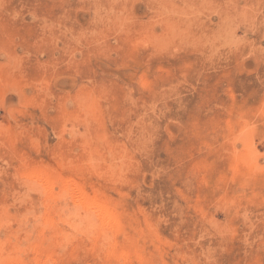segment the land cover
<instances>
[{"label":"rangeland","instance_id":"374dc122","mask_svg":"<svg viewBox=\"0 0 264 264\" xmlns=\"http://www.w3.org/2000/svg\"><path fill=\"white\" fill-rule=\"evenodd\" d=\"M0 264H264V0H0Z\"/></svg>","mask_w":264,"mask_h":264},{"label":"bare ground","instance_id":"6f19581e","mask_svg":"<svg viewBox=\"0 0 264 264\" xmlns=\"http://www.w3.org/2000/svg\"><path fill=\"white\" fill-rule=\"evenodd\" d=\"M77 196H78V195H77ZM75 197H76V196H75ZM78 197H79V196H78ZM91 198H93V197H91ZM79 199H80V198H79ZM74 200H75V199H74ZM91 200H93V199H90L89 201H91ZM83 201H84V200H82L80 204H82ZM89 201H87V202H89ZM77 202H78V201H77ZM94 202H95V201H94ZM94 202L92 201L93 204H94ZM78 203H79V202H78ZM89 203H91V202H89ZM92 203H91V204H92ZM99 203H100V202H99ZM84 204H85V202L83 203V205H84ZM86 205L88 206L89 204L86 203ZM94 205L97 206L96 202H95ZM81 206H82V205H81ZM77 207H78V206H77ZM84 207H85V206H84ZM88 207H89V206H88ZM98 207H99V208H98L99 211L97 212V210H96V209H95V210H96V212L98 213L99 216H98L96 213H94V214L97 215L98 220H99V219H102V222H103V223H106V225L108 226V220H109V218L112 217V216H111V215L109 216L110 213L108 212V210H107L106 207L101 206V205H99ZM81 208H82V207H81ZM93 208H94V207H93ZM89 209H90V207H89ZM76 210H77V208H76ZM90 210H91V209H90ZM80 211H81V210H80ZM84 214H85V213H83L82 216H85ZM91 215H92V214H91ZM91 215H90V216H91ZM90 216H89V217H90ZM91 217H92V216H91ZM92 218H93V217H92ZM84 219H85V217H84ZM84 219H83V221H84ZM93 219H94V218H93ZM95 219H96V218H95ZM88 221H90L92 224L94 223V222L91 221L90 218L88 219ZM88 221H87V223L90 224V222H88ZM104 221H107V222H104ZM109 221H111V218H110ZM113 221H114V220H113ZM99 222H100V221H99ZM102 222H100V223H102ZM103 223H102V224H103ZM110 223H112V222H110ZM113 224H114V223H113ZM100 225H101V224H100ZM110 225H112V224H110ZM88 226H89V225H88ZM90 226H91V225H90ZM90 226H89V228H90ZM92 226H93V225H92ZM92 226H91V228H92Z\"/></svg>","mask_w":264,"mask_h":264}]
</instances>
